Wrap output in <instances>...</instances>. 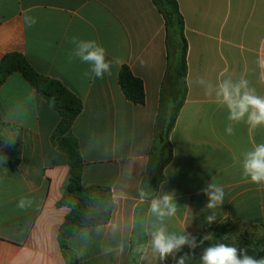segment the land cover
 I'll return each mask as SVG.
<instances>
[{"label": "crops", "instance_id": "0c3cea01", "mask_svg": "<svg viewBox=\"0 0 264 264\" xmlns=\"http://www.w3.org/2000/svg\"><path fill=\"white\" fill-rule=\"evenodd\" d=\"M177 1L188 41V94L170 135L172 159L165 164L168 152L155 144V126L167 71L166 32L153 0H0V61L23 55L36 72L82 101L71 128L83 160L82 183L108 187L118 197L109 223L82 228L68 240L79 264H147L134 253L138 242L150 239L139 221L151 197L141 203L140 190L159 195L162 183L163 190L175 192L179 206L169 231L186 228L198 240L213 234L194 251L185 246L177 253L192 255L186 264H200L203 250L215 243L264 250V186L242 179L243 153L264 142V128L250 132L240 123L227 135V110L190 83L244 75L264 95L256 63L264 57V0ZM25 14L36 18L34 26L25 24ZM72 37L97 41L107 60L123 63L113 64L103 79L85 77L90 66L70 59ZM123 65L143 81V105L125 98L119 85ZM60 122L59 112L20 72L7 76L0 88V137L5 143L13 136L7 148L19 154L0 147L7 158L0 161V264H68L59 229L70 211L60 202L71 167L55 136ZM211 181L223 188L224 203L209 210L202 189ZM21 197L32 198L33 206L17 208ZM213 213L217 219L209 225L205 217ZM132 216L134 230L125 226L111 233L110 224ZM120 240L122 256L102 255V246ZM164 264L175 262L169 257Z\"/></svg>", "mask_w": 264, "mask_h": 264}, {"label": "clouds", "instance_id": "9594fccd", "mask_svg": "<svg viewBox=\"0 0 264 264\" xmlns=\"http://www.w3.org/2000/svg\"><path fill=\"white\" fill-rule=\"evenodd\" d=\"M24 22L28 27L36 24V18L28 14L24 16ZM71 43L75 45L70 59L78 58L82 63L88 64L90 67L84 72V76L89 79H103L105 73L111 75L112 65L117 66L123 63L120 59L109 61L106 59V50L95 40H81L72 37ZM264 45V40H261ZM143 61L141 64L143 65ZM260 69L259 82L264 84V57H260L256 61ZM190 83L204 90L207 97L213 98V102L220 108H225L228 112V124L225 128L227 135H234V126L236 124L245 123L249 131H255L257 128H264V95L257 94L254 87L250 86V81L246 76L241 75L238 79L227 76L213 84L198 77ZM15 138L9 136L0 147H8L14 145ZM7 158L0 155V161L6 163ZM167 175V169L165 170ZM242 179L244 182H251L264 186V142L253 143L251 150L243 153L242 159ZM159 195L154 190L141 189L140 202L143 203L147 198L148 214L140 219L139 224L144 234L150 237L146 242H138L134 249V253L139 256V261L147 262V264H164L171 257L175 264H186L192 259V255L184 253L177 257V253L187 246L191 251L202 246L205 241H211L213 234L206 233L201 239H197L191 233L169 231V222L177 217L179 206L175 199V192L163 190V183L159 187ZM202 192L207 196L208 202L206 208L215 209L224 203V191L221 186L214 182H209ZM118 197L113 198L115 202ZM75 203V202H72ZM34 204V200L29 197H21L17 203V208L28 210ZM217 219L213 213L205 217V221L210 225ZM135 216L129 217L127 221L121 218L118 222L110 224L111 233L123 231L127 226L134 230L136 227ZM87 231V230H86ZM86 239V237H85ZM125 252V242L120 240L114 246L107 244L102 246V255L115 254L117 257L122 256ZM80 255H83V248ZM200 264H264V258L256 259L248 255L246 248H237L224 243H215L205 248L200 256Z\"/></svg>", "mask_w": 264, "mask_h": 264}, {"label": "trees", "instance_id": "16d2710c", "mask_svg": "<svg viewBox=\"0 0 264 264\" xmlns=\"http://www.w3.org/2000/svg\"><path fill=\"white\" fill-rule=\"evenodd\" d=\"M153 2L163 16L166 32L167 71L162 84L155 126V144L168 152L166 164L172 159L173 152L170 135L188 94V41L185 36V20L178 1L153 0ZM14 71L20 72L61 116L55 136L59 147L68 155L71 171L60 202L70 211L59 229V242L67 263L79 264L76 254L68 247V240L82 228L109 223L114 212L110 188L84 186L82 183L83 160L78 141L71 134L73 122L83 108L82 101L61 82L36 72L25 57L19 54L6 55L0 61V88L7 76ZM119 85L127 100L137 105L145 103L144 83L127 65H123L119 71ZM3 144L0 137V145ZM3 149L11 155L19 154L18 149L13 151L11 147ZM247 253L256 259L264 256V250L257 247L247 249Z\"/></svg>", "mask_w": 264, "mask_h": 264}]
</instances>
